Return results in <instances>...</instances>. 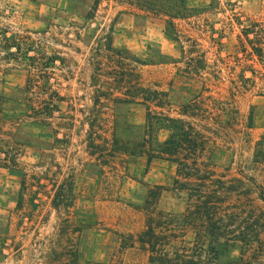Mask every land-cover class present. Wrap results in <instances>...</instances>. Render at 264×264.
Listing matches in <instances>:
<instances>
[{
	"label": "rangeland",
	"instance_id": "rangeland-1",
	"mask_svg": "<svg viewBox=\"0 0 264 264\" xmlns=\"http://www.w3.org/2000/svg\"><path fill=\"white\" fill-rule=\"evenodd\" d=\"M168 9L182 14L176 36ZM26 30L37 33L44 65H56L51 83L63 101L41 127L14 136L16 167L0 169V264H148L137 245L121 243L143 229L139 208L149 190L164 189L159 210H186L177 166L142 154L146 107L106 100L121 96L107 84V65H120L121 56L144 84L168 90L171 116L202 100L206 112L189 120L213 140L217 172L242 181L232 188V247L219 263L264 264V45L261 55L252 46L264 38V0H0V34ZM18 65L0 48L9 123L23 112L15 103L28 75ZM66 67L73 75L63 79ZM112 115L123 123L115 138ZM69 181L71 201L58 210L55 193ZM68 211L80 226L72 236L64 231Z\"/></svg>",
	"mask_w": 264,
	"mask_h": 264
},
{
	"label": "trees",
	"instance_id": "trees-1",
	"mask_svg": "<svg viewBox=\"0 0 264 264\" xmlns=\"http://www.w3.org/2000/svg\"><path fill=\"white\" fill-rule=\"evenodd\" d=\"M172 11L173 9H168L166 24L168 23V31L176 36L174 19L182 17V14ZM152 12L164 14L159 9H153ZM6 34L5 31L0 34L1 50H4L6 57L19 64V67L23 66L28 76L22 89L23 100L15 103L23 112L9 123L7 112L0 105V169L16 167L10 147L14 143V136L22 133L23 129L41 127L44 118H51L57 108L56 104L63 101V97L51 83L56 65H44V50L37 33L26 30L23 33L15 32L11 36ZM263 45V36L252 41L253 50L258 55L262 54ZM54 60V57L51 58L49 64ZM66 68L63 79L73 75L72 69ZM107 68V78L110 80L107 84L117 85L116 90L121 96L106 100L115 105L136 103L146 107L145 127L148 139L144 140L141 146L142 154L147 156L149 161L164 159L174 163L177 166L175 189L184 192L188 199L187 208L183 213L161 211L157 202L164 189L158 186L151 188L147 200L139 208L145 212L144 227L135 236L122 235V247L132 248L137 245V248L147 255L148 264H220L221 255L232 247L233 184H241L242 181L217 172L213 162V140L189 120L198 117V112H206L203 110L202 100L196 97L180 105L179 115L171 116L168 113V90L158 85L144 84L136 68L128 63L127 57L121 56L120 65H107ZM111 88L113 91L114 87ZM99 101L100 99L96 102ZM112 116V135L115 138L123 123L119 117ZM158 130L167 132V137L163 140L155 137ZM19 146L22 144L19 143ZM67 183V189L59 187L55 193L54 207L58 210L64 203L71 201L72 183ZM252 184L257 190L263 188L254 181ZM260 200L264 203L263 195ZM57 202L59 204H56ZM23 215L24 213H21L18 216ZM63 223L64 231L68 232L69 236L80 231V226H76L69 211L63 217ZM60 235L58 233V236ZM71 255L75 260L78 259L77 247L72 248Z\"/></svg>",
	"mask_w": 264,
	"mask_h": 264
}]
</instances>
